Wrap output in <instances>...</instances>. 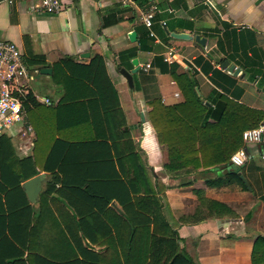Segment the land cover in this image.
Returning a JSON list of instances; mask_svg holds the SVG:
<instances>
[{"label":"trees","instance_id":"16d2710c","mask_svg":"<svg viewBox=\"0 0 264 264\" xmlns=\"http://www.w3.org/2000/svg\"><path fill=\"white\" fill-rule=\"evenodd\" d=\"M137 3L142 4L143 0ZM147 35L148 29H144L139 33L137 46L118 50L117 65L130 67L136 50L147 47ZM24 61L29 69L43 65L38 57H24ZM151 63L160 72L169 73L182 95V100L173 104L162 103L158 95H145L147 120L167 152L163 168L168 177L178 178L199 168L216 172L218 166H229L230 154L243 145L242 130L264 122V110L222 93H214L205 104L194 89L196 83L191 74L176 73V63L166 62L159 53ZM50 66L53 82L63 91L57 105L97 98L104 109L108 107L118 114L120 110L116 109V100L114 108L115 94L100 55H93L86 64L63 57ZM64 69L73 72L70 74L79 72L81 80ZM262 77L264 89V73ZM86 89L94 91L91 98L82 93ZM19 99L25 119L33 128V146L30 154H17L10 137L0 134L1 264L31 263L23 258L25 251L33 264H99L92 251L83 246L82 258L75 256V244H81L80 237L116 250L114 261L111 256L104 264H195L179 247L177 232L166 215V184L153 175L133 147L125 152L122 131L108 127L107 134L100 135L96 127L85 124L94 122L88 115H77L74 127L63 126L69 124L68 113L62 115L65 121L58 119L61 115L58 116L57 106L56 112L50 104L37 101L28 88ZM40 171L46 172L45 181L32 202L21 183ZM222 180L247 188L232 168L215 173L205 183L219 184ZM178 184H189V180ZM193 192L198 205L181 221L236 216L226 204L205 197L201 190L196 188ZM49 229L57 234L62 232L63 242L72 255H42ZM250 263L264 264L263 234H256L252 241Z\"/></svg>","mask_w":264,"mask_h":264},{"label":"crops","instance_id":"0c3cea01","mask_svg":"<svg viewBox=\"0 0 264 264\" xmlns=\"http://www.w3.org/2000/svg\"><path fill=\"white\" fill-rule=\"evenodd\" d=\"M28 6L27 1L8 4L0 0V39L13 41L23 61L24 57H38L43 62L39 69L32 65L26 79V85L36 100L43 102L41 98L47 97L50 101L47 104L55 110L57 106L58 116L61 115L58 119L63 121L65 115H62L67 112V122L72 125L63 126L74 127L77 115L83 118L88 115L94 118V122L85 124L96 127L100 135L107 134L108 127L123 132L121 140L126 146L125 152H130L133 147L153 175L166 184L163 190L166 215L177 232L179 247L195 264H251L252 241L256 234L264 235V157L259 143L243 144L245 160L241 165L232 166L246 181L247 188L227 180L206 184L205 181L212 180L215 173L219 174L217 171L222 172L218 168L216 172L199 168L188 175L169 178L163 168L167 152L157 141L147 120L145 95H158L164 104L182 100L169 73L160 72L151 63L153 56L159 53L166 62L176 63V73L192 75L196 83L194 89L205 104L214 93H222L240 103L264 110V1L143 0L138 4L137 0H64L63 7L55 12L32 11ZM149 9L153 13L151 25L147 27L142 22V15ZM105 20L107 23L104 24ZM144 29L152 34H148V40L144 42L147 47L138 48L133 56L137 59L138 68L132 73V87L129 88L119 68L129 70L133 65H117L116 53L122 48L137 46L139 33ZM130 31L135 32V40L128 38ZM170 31L185 32L190 37H174ZM195 34L204 37V42L195 40ZM95 54L103 59L115 94L112 102L116 108V100V109L120 110L118 114L108 107L104 109L97 98L93 101L90 96L94 91L89 89L82 93L91 101L82 99V102L57 105L63 91L51 78L50 64L63 57L86 64ZM223 60L239 67V71L236 74L228 72L225 66H220ZM145 63H149L146 68ZM42 67H49L50 72L41 73ZM64 71L73 73L68 69ZM77 74L70 75L81 80V74ZM136 92L135 100L133 94ZM40 172L44 173L42 187L46 172ZM182 180H189V184L179 185ZM196 188L205 197L226 204L236 216L181 221L182 216L191 214L198 205L193 192ZM224 218L229 220L221 221ZM46 238L44 257L72 255L63 242L62 232L57 234L49 229ZM80 243L75 244L77 258H82L83 246L92 251L99 264H104L111 256L113 261L115 259L116 250L113 247L111 250L109 245L98 241L91 243L84 237H80ZM22 256L31 262L26 264H33L26 251Z\"/></svg>","mask_w":264,"mask_h":264},{"label":"built area","instance_id":"2783aa9c","mask_svg":"<svg viewBox=\"0 0 264 264\" xmlns=\"http://www.w3.org/2000/svg\"><path fill=\"white\" fill-rule=\"evenodd\" d=\"M15 1L29 2V9L38 12H55L63 7L64 0H5L8 4ZM124 1V0H121ZM152 11L149 9L142 15V22L151 25ZM161 23H164L161 20ZM152 34V32H148ZM149 63L144 64V68ZM29 68L22 59L18 46L11 40L0 39V134H5L12 140L14 149L20 155L30 154L33 146V128L25 119L21 108L20 95L28 88L26 79ZM44 103H49L47 97H42ZM243 144L254 142L264 146V122L242 130ZM261 156L264 157V147ZM246 157L244 146L235 149L229 156V163L241 165Z\"/></svg>","mask_w":264,"mask_h":264},{"label":"water","instance_id":"95a60500","mask_svg":"<svg viewBox=\"0 0 264 264\" xmlns=\"http://www.w3.org/2000/svg\"><path fill=\"white\" fill-rule=\"evenodd\" d=\"M264 1V0H263ZM169 34L171 36L174 37H178V38H189L190 35L188 33L185 32H173L170 31ZM128 38L130 40H135V32L134 31H130L127 34ZM194 39L197 40L200 43L204 42V37L199 36L198 34L194 35ZM131 64L133 65L129 70L120 67L119 71L120 73L123 75V77L125 78V81L128 85L129 88L132 87V73L135 72L138 68V64H137V59L135 57H132L130 59ZM220 66H225L228 72H231L232 74H236L239 71V67L234 66L233 63H229L227 60H223L221 62ZM40 72L41 73H49L50 72V68L49 67H42L40 68ZM260 146V151L262 152V148L264 147L263 144H259ZM233 165H229L227 167H222V166H218V169H221L222 172H226L227 170H230ZM217 173H219V171H217ZM44 178V173L43 172H39L25 180L22 181V187H23V191L27 197V199L29 201H35L37 198V194L39 192V190L41 189V184ZM244 182H246L243 179ZM229 220V218H224L221 219V221L227 222Z\"/></svg>","mask_w":264,"mask_h":264},{"label":"rangeland","instance_id":"374dc122","mask_svg":"<svg viewBox=\"0 0 264 264\" xmlns=\"http://www.w3.org/2000/svg\"><path fill=\"white\" fill-rule=\"evenodd\" d=\"M136 94H137V92L133 94V97H134L135 100L137 99V95H136ZM125 103H127V101H126ZM16 153L18 154V152H16ZM171 180H172V179H171ZM169 183H170V182H169ZM173 183H175V181H173Z\"/></svg>","mask_w":264,"mask_h":264}]
</instances>
